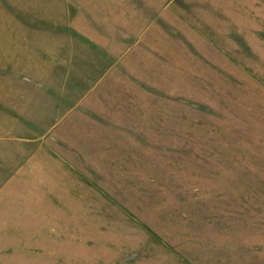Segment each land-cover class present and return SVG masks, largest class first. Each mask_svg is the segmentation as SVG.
I'll return each mask as SVG.
<instances>
[{
	"label": "rangeland",
	"instance_id": "374dc122",
	"mask_svg": "<svg viewBox=\"0 0 264 264\" xmlns=\"http://www.w3.org/2000/svg\"><path fill=\"white\" fill-rule=\"evenodd\" d=\"M0 264H264V0H0Z\"/></svg>",
	"mask_w": 264,
	"mask_h": 264
}]
</instances>
